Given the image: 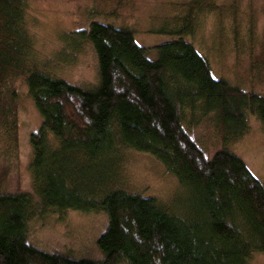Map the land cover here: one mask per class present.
Returning a JSON list of instances; mask_svg holds the SVG:
<instances>
[{"label": "trees", "instance_id": "1", "mask_svg": "<svg viewBox=\"0 0 264 264\" xmlns=\"http://www.w3.org/2000/svg\"><path fill=\"white\" fill-rule=\"evenodd\" d=\"M179 22L155 61L130 28L93 20L74 32L97 59L98 85L84 90L38 64L25 0H0V264H249L264 254V181L227 149L248 132L250 115L264 128V98L214 79L183 39L190 20ZM18 80L41 118L29 135L31 192L3 189L1 165L19 155ZM186 110L209 116L221 143L211 157L184 128ZM124 151L149 155L173 175L187 192L185 210L128 193ZM67 211L106 215L99 259L27 243L30 219Z\"/></svg>", "mask_w": 264, "mask_h": 264}, {"label": "rangeland", "instance_id": "2", "mask_svg": "<svg viewBox=\"0 0 264 264\" xmlns=\"http://www.w3.org/2000/svg\"><path fill=\"white\" fill-rule=\"evenodd\" d=\"M26 23L38 64L52 76L89 90L98 85V65L92 47L73 35L91 21L134 32L135 42L155 61L156 46L169 42L188 17L191 30L183 39L209 63L212 77L246 93L264 98V0H25ZM188 28V26L186 27ZM19 105V155L5 162L8 169L3 189L31 192L28 171L31 158L29 135L41 118L22 80L16 83ZM199 113V112H198ZM184 113L183 126L207 157L220 147L209 116ZM248 132L227 149L240 158L259 181H264V128L255 116L248 118ZM119 168L128 193L173 204L184 211L187 192L153 157L124 151ZM180 209V210H179ZM176 214V213H175ZM103 213L48 212L27 223V243L49 254L71 259H99L97 240L106 230ZM249 264H264V254L254 253Z\"/></svg>", "mask_w": 264, "mask_h": 264}]
</instances>
